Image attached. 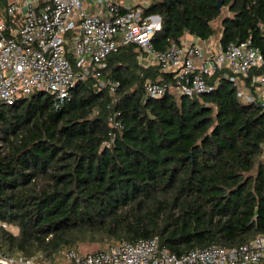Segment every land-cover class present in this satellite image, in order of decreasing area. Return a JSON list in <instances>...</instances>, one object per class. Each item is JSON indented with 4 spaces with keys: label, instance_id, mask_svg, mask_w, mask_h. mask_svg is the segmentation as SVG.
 Here are the masks:
<instances>
[{
    "label": "trees",
    "instance_id": "1",
    "mask_svg": "<svg viewBox=\"0 0 264 264\" xmlns=\"http://www.w3.org/2000/svg\"><path fill=\"white\" fill-rule=\"evenodd\" d=\"M224 8L220 49L249 39L264 49V0H153L142 11L161 18L153 43L165 50L186 35L212 38ZM140 58L134 45L110 55L99 77L77 79L60 108L43 92L0 104L3 256L60 264L65 251L85 244L149 238L180 256L264 234V115L257 102L238 97L223 77L211 94L144 102L148 81L173 75L141 67ZM254 75L264 67L240 76V84L252 88Z\"/></svg>",
    "mask_w": 264,
    "mask_h": 264
},
{
    "label": "built area",
    "instance_id": "2",
    "mask_svg": "<svg viewBox=\"0 0 264 264\" xmlns=\"http://www.w3.org/2000/svg\"><path fill=\"white\" fill-rule=\"evenodd\" d=\"M152 1L97 0L90 6L88 0H7L0 12V104L13 105L43 92L60 108L71 99L78 78L91 73L99 77L110 55L134 45L141 52V67L173 75L148 81L144 102L167 94L188 98L211 94L223 77L237 86L238 97L257 102L264 115V75L253 76L252 88L239 79L264 67V49L249 39L213 53L194 43H172L157 50L153 38L161 29V18L144 17L142 11ZM62 257L70 264H264V234L239 246L212 244L180 256L161 247L158 238H149L85 254L68 250ZM0 262L50 264L40 255L10 259L1 253Z\"/></svg>",
    "mask_w": 264,
    "mask_h": 264
},
{
    "label": "rangeland",
    "instance_id": "3",
    "mask_svg": "<svg viewBox=\"0 0 264 264\" xmlns=\"http://www.w3.org/2000/svg\"><path fill=\"white\" fill-rule=\"evenodd\" d=\"M121 3L127 4V0H121ZM228 15H229L228 10L226 8H224L222 11V16L218 20L213 22V27L215 29V34L212 37L213 41H216V42L218 41V39L220 37V30H221V24H222L223 17L228 16ZM8 229L12 233L18 234V229L12 228V227H9ZM106 248H108V245H102V243H91V244L83 245L77 252H79L81 254H85V253L96 252V251H99L101 249H106ZM7 258L11 259L12 257H7ZM60 261H61L60 264H67V262H65L64 260H60Z\"/></svg>",
    "mask_w": 264,
    "mask_h": 264
},
{
    "label": "crops",
    "instance_id": "4",
    "mask_svg": "<svg viewBox=\"0 0 264 264\" xmlns=\"http://www.w3.org/2000/svg\"><path fill=\"white\" fill-rule=\"evenodd\" d=\"M95 1H97V0H88V3L90 4V6H94ZM5 8H6V3H5L4 8L2 9V11H4ZM219 40L220 39H218L217 42L213 41L212 38H210L209 40H200V39H198L192 35H186L183 38L182 43H187V44L194 43V44L199 45L205 52L213 53V52L220 49Z\"/></svg>",
    "mask_w": 264,
    "mask_h": 264
},
{
    "label": "water",
    "instance_id": "5",
    "mask_svg": "<svg viewBox=\"0 0 264 264\" xmlns=\"http://www.w3.org/2000/svg\"><path fill=\"white\" fill-rule=\"evenodd\" d=\"M219 6H221V4ZM0 264H3V263L0 262Z\"/></svg>",
    "mask_w": 264,
    "mask_h": 264
}]
</instances>
